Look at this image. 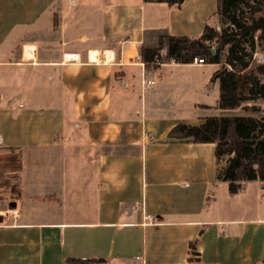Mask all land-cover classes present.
<instances>
[{
    "label": "crops",
    "instance_id": "0c3cea01",
    "mask_svg": "<svg viewBox=\"0 0 264 264\" xmlns=\"http://www.w3.org/2000/svg\"><path fill=\"white\" fill-rule=\"evenodd\" d=\"M205 21L197 0H0V264L264 261V181L230 192L214 143L168 136L232 110L218 81L139 53Z\"/></svg>",
    "mask_w": 264,
    "mask_h": 264
},
{
    "label": "trees",
    "instance_id": "16d2710c",
    "mask_svg": "<svg viewBox=\"0 0 264 264\" xmlns=\"http://www.w3.org/2000/svg\"><path fill=\"white\" fill-rule=\"evenodd\" d=\"M144 1L179 5L183 0ZM212 16L217 25L205 21L199 35L161 32L155 45L141 43L139 53L146 63H187L194 57L216 63L211 78L218 81V106L260 112L208 115L199 124L180 120L168 131L170 138L214 143L217 178L237 192L243 181H264V107L258 103L264 101V62L254 57L264 50V6L261 0H216Z\"/></svg>",
    "mask_w": 264,
    "mask_h": 264
},
{
    "label": "rangeland",
    "instance_id": "374dc122",
    "mask_svg": "<svg viewBox=\"0 0 264 264\" xmlns=\"http://www.w3.org/2000/svg\"><path fill=\"white\" fill-rule=\"evenodd\" d=\"M198 1L202 2V12L206 16L207 21L210 24L217 25L216 17L212 16V12L215 10L214 7H216V0H197V2ZM261 4L264 6V0H261ZM147 42H150L149 39H145V43H147ZM254 57H255V59L257 61L264 62V50L256 51L255 54H254ZM206 64L207 65L202 66V67L201 66H199V67H190V68L187 67L186 69L183 70V76L182 77L183 78L184 77H186V78H192L193 77L194 79H203L206 82H208V77L210 76L212 71L216 68V66H215L214 63H206ZM263 80H264V77H263ZM203 95H201L199 93V91L197 90V88L194 87L192 89H187V91L185 92L183 98L184 99H191V100H196V99L198 100V99H200V97H203ZM205 97H206V99L208 100L209 103H212L215 100V98L217 97V94L215 95V98H213L211 94L208 95V96L204 95V98ZM258 103H260L261 106L264 107V101H261V102L259 101ZM211 108H213V107H211ZM183 112H184L183 114H189L190 113V109L185 108L183 110ZM234 113H237V114L249 113V114L258 115L260 112L259 113L250 112V111L245 110L242 107L238 106V107L230 110V112L227 113V114H234ZM261 113L264 114V110ZM217 198L219 199L218 200V204H220L221 206H224L225 205V198H224L223 193H219Z\"/></svg>",
    "mask_w": 264,
    "mask_h": 264
},
{
    "label": "built area",
    "instance_id": "2783aa9c",
    "mask_svg": "<svg viewBox=\"0 0 264 264\" xmlns=\"http://www.w3.org/2000/svg\"><path fill=\"white\" fill-rule=\"evenodd\" d=\"M138 58H140V56L138 55V54H136L135 56H133V57H131V61H134L135 59L137 60ZM194 61L195 62H201V59L200 58H198V57H194ZM153 82V80H151V79H147V80H145V83L146 84H150V83H152Z\"/></svg>",
    "mask_w": 264,
    "mask_h": 264
},
{
    "label": "bare ground",
    "instance_id": "6f19581e",
    "mask_svg": "<svg viewBox=\"0 0 264 264\" xmlns=\"http://www.w3.org/2000/svg\"><path fill=\"white\" fill-rule=\"evenodd\" d=\"M72 57V56H71ZM106 57H108V56H106Z\"/></svg>",
    "mask_w": 264,
    "mask_h": 264
}]
</instances>
